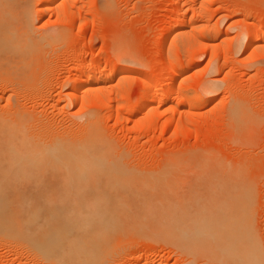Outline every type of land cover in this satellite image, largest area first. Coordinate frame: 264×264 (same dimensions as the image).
Instances as JSON below:
<instances>
[{"label":"rangeland","instance_id":"1","mask_svg":"<svg viewBox=\"0 0 264 264\" xmlns=\"http://www.w3.org/2000/svg\"><path fill=\"white\" fill-rule=\"evenodd\" d=\"M29 2L32 11L30 29L35 32L34 36L52 32L55 36L52 35L51 41L39 42L38 51H42L34 57L23 58L20 62L28 63L22 69L0 70V121L5 123L20 116L21 112L36 130L44 131V136L54 132L75 136L82 130L91 131L110 148L108 162L111 168L102 170L99 175L114 178L111 182L100 183L98 189L108 195L107 185L114 186L116 189L113 188L110 194L114 193V201L124 204L118 206L125 209L121 210L123 215L119 214L121 218L111 220L114 223L119 219V223L115 224V229L110 225L116 234L112 236L115 242L109 243L114 247L110 248L122 252L121 257L109 264H174L181 259L178 264L205 263L206 259L197 250L198 245L196 247L188 238H181L179 232H184L185 228L182 230L181 226L187 229L193 225L196 230L202 222L209 221L203 216L199 224V213L196 216V212H192L194 216L191 211L201 210L202 205L207 209H202L204 215L210 218L212 213L217 214V208L212 211L215 205L220 206V202L223 205L230 202V207L233 205V209L238 210L233 212L227 205L229 212L226 211V218L222 219L224 223V219H229L230 223L236 218L239 230L248 224L246 229L257 234L264 249V41L247 42L249 36L257 32L249 24L264 23V0H65L58 6H50V0L47 4L41 0ZM40 3L48 5L41 15L36 12ZM58 9H67L71 17L67 16L64 21L57 19ZM199 9L205 11V17L193 16ZM237 17L239 21L234 23ZM180 22L185 27L172 34L174 23ZM262 30L264 33V28ZM238 31L245 35L243 41L237 39ZM221 37H226V41L217 44L216 40ZM121 54H124L123 60H117L116 56L121 58ZM187 64L199 67L173 79L174 87L163 95L166 102L161 108H157L154 100L152 106L157 110L149 112V106H146L144 116L136 118L144 93L141 81L144 73L153 75L160 70L166 71L162 76L164 80L167 71L171 73L172 68ZM86 67L107 77V80L104 78L106 81L95 85L98 93L85 94L88 98L99 94L98 97L103 99L102 106H74L68 98ZM208 80L217 84L218 90L211 95L197 90ZM177 86L193 88L196 94L191 96L209 100L212 105L206 108L178 106L172 102V90L175 91ZM84 109L89 110V115ZM165 109H170V122L178 121L174 132L168 127V120L160 119V113ZM5 155L0 156L3 159L0 163V185H3L0 194L6 198L3 192L7 191L13 198V185L20 186L14 172L9 170V166L13 167L12 158L9 157V161ZM3 161L4 165L9 163L8 167L4 168ZM6 177L10 180L6 181ZM19 184L25 185L21 180ZM89 189H85L86 192ZM26 194L25 197L32 196L33 199L38 196L37 193L35 198L30 195L29 189ZM234 200L237 203L233 204ZM242 201L247 202L248 210L243 208L246 204ZM110 205L109 208L104 206L106 213L112 208ZM187 211L192 218H197L195 225L199 224V227L194 226L193 220L190 222ZM113 212L111 216L107 213L108 216L112 217ZM185 214L188 216L186 223H190L181 225ZM228 215L232 216L231 220ZM126 216H133L136 222L132 221L133 217L128 219ZM209 222L212 223L211 218ZM209 224L207 227L212 229ZM179 226L180 230L176 228ZM220 229L225 231L222 226ZM17 241L0 240V264H49L34 257ZM190 260L193 262L188 263ZM206 264L211 263L206 260Z\"/></svg>","mask_w":264,"mask_h":264},{"label":"bare ground","instance_id":"2","mask_svg":"<svg viewBox=\"0 0 264 264\" xmlns=\"http://www.w3.org/2000/svg\"><path fill=\"white\" fill-rule=\"evenodd\" d=\"M64 1L65 0H50V6H58ZM41 2L47 4V0H41ZM42 3H40V8L36 10L37 14L39 13V15L43 14L47 10L48 5L46 6V4ZM68 10L70 11V8ZM68 10L58 9L57 19H63L64 21V18H66L67 16L71 17V14ZM204 14L205 11H203L202 9L193 12L194 17H205ZM237 21H239L238 17L233 20L234 23ZM31 25L32 11L31 3L29 2V0H0V70H4L6 68L9 69V67H16L15 70L17 69V71L19 68L22 69V66L24 64H22L20 61H22L23 58H28L29 56V58H31V56L34 57V55L36 53L38 54V52L40 51H38V46L41 45L39 42H43L45 40L51 41L53 36H55V33L51 31L54 35L51 33L47 35L38 34L39 36L36 37V35L34 36L35 32L33 33V30L30 29ZM249 26L251 29L257 32L255 34L250 35L249 39H247V42H249L250 44L253 42L255 43L256 41L257 44L259 42L261 43L262 41H264V33H261V30L264 28V23H250ZM182 27H185L183 26L182 22H180V24L174 23L173 30L171 31L172 34L177 33V31ZM244 36L245 35L243 34V32L238 31L236 37L238 40L243 41L242 38L244 39ZM226 39V37L218 38L216 40V43H224ZM115 45L117 47V44ZM212 47L213 46H211L210 48ZM122 56H124V54H121V58L120 55L116 56L119 58H117V60H123L124 57L122 58ZM27 63L25 65H27ZM90 66L89 67L92 68L93 65ZM198 67L199 66L195 67L194 65L188 64L180 67H174L171 69V73L167 71L168 74L165 76L164 80L162 76L166 71H161L159 69L160 71L153 75H148L147 73H144L141 79L144 93L141 95L139 100V105L135 114L136 118L141 119L144 116L146 106H149V112L153 113L155 110H157V108H161V106H163L166 102L163 95H165V93H167L169 90L172 89V87H174V84L172 82L173 79L179 77V75H181L182 73L184 74L185 71L188 72V70L190 69H198ZM90 68L86 67V69H82V79L75 86L72 87L71 91L68 94V98L72 99V104L74 106L83 107L86 104H92L91 106L95 104L102 106L103 99L100 98L101 96L98 97L99 94H97L98 96L96 97L91 96L89 98L86 97L85 94H92L96 91L98 93V89L95 88V85L103 83V81L107 80V77H104L106 79L105 80L103 77L97 74L96 71H94L95 69L90 70ZM161 79L163 80V82ZM157 86L159 87L156 90L152 88ZM197 90H200V92H202L203 94L211 95V93H214L218 89L215 81L208 80L205 83H202ZM172 92H174L172 96V102L178 104V106L180 107L186 104L195 108H206L212 105L211 101L209 100H200V98H195L194 95L191 96L194 93L196 94V90L191 87L177 86L176 90H172ZM182 95H185V97L187 95V97L184 99ZM180 96H182L184 100ZM195 96L198 97L197 95ZM155 97L159 98H157L156 100ZM154 100L157 105V108H154L152 106V102H154ZM86 107L88 108V106ZM169 110L165 109L160 113V119H162L163 122H166L167 120L169 121ZM20 111L21 110L16 111L17 114ZM88 111H85V113L87 114ZM174 112L176 113V110ZM175 113H171V115ZM23 115L20 112V116L16 115L17 117L5 121V123L0 121V156L5 154L11 156L15 155L14 158L5 155V159H7V157L8 159L9 157L12 158L11 161L10 159L9 161L12 162L11 166L13 167L9 166V168H11L9 170H12L14 172L13 173L11 171L18 179L17 180L15 178V181H18L17 184L20 186L18 187L16 185H13L15 184L14 182L13 184H8L11 186H15L14 189H11L12 193V190L15 191V194L13 193V198H11V195V197L8 196L7 191L6 193L3 192L5 196L7 195L6 198H3L4 195L2 196L0 194V240L9 241L10 243L18 240L19 243H21L26 249H29L31 251L30 253H32L34 257H38L45 263L49 264H109L110 261L121 257V250H112L110 246L113 245L114 247V244L109 245V243L113 240V242H115L114 237L116 236V234L114 235L113 231L117 227L116 225L119 219L117 222L114 223L111 220L115 221L117 219L116 217H122L119 216V214L124 211L125 208L122 207L124 204L121 203L122 206H118L121 204H117L114 201L116 199V195H114V193L110 194V191L113 188V190L115 191L116 188L114 186L107 185V188L109 190L108 195H106L105 192V195L103 194L104 190L99 191L98 189V186H100L102 183L104 184V182H111L114 178L111 175H106L104 176V178H101L102 176L99 175L102 170L111 168V165L108 162L110 148L107 147L103 143V141L101 142V139H98L97 136L95 137V135L91 131L83 132L82 130V132H79L78 135L75 134V136L70 133H64L63 135H59L57 134V132L51 133V135L44 136V131L42 132L41 128H37L38 132L40 131V129L41 132H39V134L38 132L37 134H35L37 131L36 128L32 126L33 124L31 122L30 123L32 125L27 120H25V118L22 117ZM177 122L178 121L172 123L169 121L168 127H170L173 132L176 131L178 128ZM8 124H10V126H8ZM87 128L90 127L88 126ZM0 160V163H2L3 159ZM5 164H7V162ZM8 165L9 163L7 165H4L3 161L4 168L6 166L8 167ZM0 172L2 174V171ZM11 172L10 174H12ZM3 175L5 174L3 173ZM8 179L9 178H7L6 181ZM2 180L5 179L3 178ZM19 180H21L25 185L21 186L22 183L20 182L21 184H19ZM1 183L3 184V182ZM8 185L6 186V188H8ZM92 185H94V188L92 187ZM1 186L3 185H0V187ZM11 186L9 187L11 188ZM21 187L23 188V190ZM73 187H76L77 189L75 190V188L73 189ZM87 187L90 188L89 191L91 190V187L93 188L90 193H88V190L86 192L85 189H88ZM6 188L4 190H6ZM10 188L8 190H10ZM95 188L97 190L96 192L99 191V193H96L94 191ZM28 189L29 193H31L30 195H34V198L36 196L35 193H37V198L33 199L32 196L31 198L29 196L25 197L24 195L27 193ZM72 189L75 191H73ZM1 191L3 190L1 189ZM32 191H34V193H32ZM71 191L73 192L71 193ZM11 192L9 194H11ZM74 195H76V198H74ZM86 197L88 198L86 199ZM73 198L74 200H71ZM107 200L109 201L107 202ZM117 200H119L118 197ZM70 202H72L74 205H70ZM111 202H113L114 205ZM234 202L237 203V201L234 200L233 204ZM246 203L247 202H244V204ZM89 204L92 205L88 206ZM116 204L117 207L114 208ZM109 205L112 206V208L108 210V212H110H107L109 216H111L110 213L113 212L111 210H115L117 208L122 209L115 210L116 212H113L112 217H109L106 213V209L104 208V206H107V208H109ZM198 205L200 206V204ZM219 205L221 206V208L220 206L216 207L215 205V207L213 208L214 210L212 211L214 212L217 208V214L213 215L215 212H211L212 216L210 218L212 220V223L216 222L215 224H209L210 218L207 215H204V211L202 210L203 208L205 211L207 209H205V207L202 208V205L201 210L197 208V210L199 211H191V214L194 216L195 214L192 212H196V214L199 213L200 216L203 214L201 217L198 216V214L196 215L198 216L197 218H199V224L200 221H203L202 217L204 216L206 217L205 220H209V223L206 221L205 222L208 223L209 226L212 225L213 227H215L216 225L214 229L218 228L216 229L217 231L214 230L212 226L211 228L213 230L210 229L209 227H207L208 224H204L203 222L201 223V226L199 224H196V226L195 221L197 218H192V215L188 213L190 211H187V213L189 214L188 216L191 215L190 218H188L191 220L190 222L194 221V226L200 227L195 230V227L193 228L192 223V227L188 226V230L185 226H181V228L180 226L176 227L178 228V230H183V228H185V233L181 232L180 230V235H178L183 239L188 238L196 247L198 245L197 250L203 255V258L207 260V263L210 262L211 264H264V249L259 243L257 234H254L255 232L253 231L251 232L250 229H246L247 227H249L248 224H246V228L241 227L240 230L242 231H240L237 228L238 224L235 223L236 218L233 219L234 222H230L231 224L229 223V219H224V223L222 219L223 217L226 218L225 213L229 212V208L232 211L233 205L231 206L232 208L230 207V202L226 205H223L220 202ZM227 205L229 208L227 207ZM246 207L247 204L244 205L243 208H245V210H248ZM224 208L226 210L222 211ZM234 211L237 212L238 210H236L235 208L233 209V212ZM147 212L145 211V213ZM218 213L221 217L216 216L218 215ZM230 214L232 216L235 215H233L232 213ZM121 215L123 214L121 213ZM231 215L227 216L228 218L229 216L231 217L230 220L232 219ZM186 216L187 214H185L182 218L183 220H181V222L183 221V223H180L181 225H188L189 221L186 223ZM213 216H215V218ZM132 217L130 218L126 216V218L128 219H132ZM217 217H219L220 219H217ZM133 220L136 222L135 218L132 219V221ZM175 222L177 223L178 221L176 220ZM227 222L229 223V225ZM239 223L241 224V222ZM131 224L133 223L131 222ZM110 225H114V229H112L113 231L110 229L112 228L110 227ZM119 225L120 224H118V227L121 226ZM221 226L222 228L224 227L225 231H222V229H220ZM229 226L230 228L232 227L231 230L228 229ZM124 228L125 226L123 227V229ZM189 228L190 234L187 233L189 231ZM192 228L193 230L191 231ZM208 228L210 230H208ZM236 228L239 231L236 230ZM110 237H112L113 239L109 240ZM21 244L20 246H22ZM23 246L21 248H23ZM29 250L27 251L29 252ZM139 260L141 261V258ZM181 260H178L174 264H178ZM206 260L203 264H206ZM191 262H193V260H190L188 263Z\"/></svg>","mask_w":264,"mask_h":264}]
</instances>
